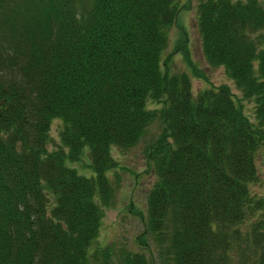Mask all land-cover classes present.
Wrapping results in <instances>:
<instances>
[{"label": "trees", "instance_id": "obj_1", "mask_svg": "<svg viewBox=\"0 0 264 264\" xmlns=\"http://www.w3.org/2000/svg\"><path fill=\"white\" fill-rule=\"evenodd\" d=\"M178 2L0 0V264L108 258L92 244L120 182L115 152L156 120L140 238L170 264H264V196L251 187L264 149V0L197 5L206 61L240 96L227 83L195 95L189 74L162 68ZM122 264L147 260L128 252Z\"/></svg>", "mask_w": 264, "mask_h": 264}, {"label": "rangeland", "instance_id": "obj_2", "mask_svg": "<svg viewBox=\"0 0 264 264\" xmlns=\"http://www.w3.org/2000/svg\"><path fill=\"white\" fill-rule=\"evenodd\" d=\"M180 11L175 24L169 34V45L163 52L161 66L166 67L171 74L186 72L191 77L194 94L211 85L229 84L233 91L240 96L233 80L226 74L224 67H211L206 61L202 37L198 23L197 5L199 0H178ZM181 45L188 47L192 64L188 62ZM169 58V63L165 62ZM245 106L251 112L252 103ZM149 108L159 107L148 101ZM60 119H54L51 136L55 148L60 144ZM162 124L156 120L149 127L141 141L123 155L115 152V156L122 165L118 170L119 185L113 204L105 212L99 236L94 240L93 247L109 246L111 254L108 258L99 255L97 264H122L128 252L142 253L147 264H170L164 260L160 248L151 234L140 236L146 231L148 216V195L155 181V172L152 163L147 159L146 152L149 144L162 132ZM81 173L91 174V168L84 162H69ZM259 180L251 185L254 192L264 196V149H261L257 158ZM117 185V184H116Z\"/></svg>", "mask_w": 264, "mask_h": 264}]
</instances>
